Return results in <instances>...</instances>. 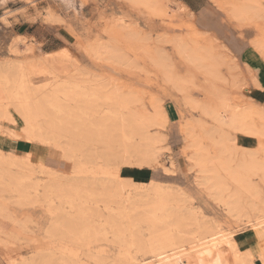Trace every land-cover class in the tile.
<instances>
[{
  "label": "rangeland",
  "instance_id": "obj_1",
  "mask_svg": "<svg viewBox=\"0 0 264 264\" xmlns=\"http://www.w3.org/2000/svg\"><path fill=\"white\" fill-rule=\"evenodd\" d=\"M162 1L159 3L155 0H0V8L5 9L8 7L15 8L23 4L31 6L40 4L41 9L50 6V9L46 11V21L52 24L56 23L61 27L62 34L69 39L73 57L80 64V72L76 77L77 80L74 81V87L78 95L81 94V96L72 97L71 101L67 98H61L60 101L66 105L64 109L67 110L78 104L80 107L79 101L86 102L87 108L91 102L88 108L90 114L87 109H84V102L81 108L76 106L77 109L74 107L76 110L70 109L75 113L77 112L76 116L79 115V112L80 115H83L82 118L86 113V120L84 118V121L79 117L80 115L77 119L73 112L60 115L62 117L68 115L67 118L70 119L73 114L74 118L72 115L71 119L75 121L70 119L75 124L73 130L80 123L79 133H83L82 136L85 133L84 130L87 133V129L92 125H94L92 128L95 129L97 135L90 137L91 139L87 137L85 145L84 138H82L81 143L83 142L84 146L77 142L78 140L73 135L71 136L74 132L68 131L63 132L61 136L54 134L51 137V142L44 144L36 140L20 139L9 134L0 135H7L33 146L30 151L39 155L38 160L40 161L37 165L29 166L27 169L31 171H29V175L33 174L30 180L36 181H33L31 185L32 181L28 180L27 183L30 184V187H28L24 198L11 193L12 190L10 189H4L8 174L15 171L19 172V169L7 164L5 166L6 172L0 174V264H7L9 260L19 261L22 264L21 259L24 256L23 261H26L24 264H40L41 261L38 263L37 258H41L44 263L45 260H50L48 262L50 264H132L145 259L153 260L150 253L140 251L137 245L139 241L144 239L148 241L151 237L146 222L142 223L138 220L142 215L141 212H143L141 210L145 209L147 202L144 200L139 201L138 204L133 202L140 198L138 195L140 190L146 191L150 188L152 192L154 189H161L163 191L171 190L170 192L179 190L183 193L179 197H177L178 195L174 196L175 198L167 197L165 213L163 210L155 212L158 219L167 216L169 220L162 223L163 226L161 227L163 228L161 229L175 234L173 236H179L181 227L177 225L178 219L176 218L196 213L194 214L196 217L192 216L191 220L189 219L188 223L182 227V229L192 232L191 235L196 236V240L199 237L197 234L199 231L196 230L197 226L194 222L202 219L201 216L203 215L209 224L212 223L223 231L236 232L237 249L242 253H250L253 256V262H256L255 264H264V227L253 229L248 226L250 220L256 221L255 218H258L256 215H260V211L264 208L260 207L261 209L255 210L258 208L257 204H264V169L258 165L259 162L264 166V0H206L204 9L193 13V15L181 13L178 3L174 0ZM0 22L9 25L6 17L1 18ZM181 47H184L187 52L184 48L182 51ZM197 47H201L200 50L198 48L199 51L196 54L200 58L198 60L201 64L196 60L197 65H201L202 68L207 67L206 65H210L211 62L217 65H214V70H212L213 67L211 68L212 65L210 68H206V72L209 74L204 72V68V71L200 70L196 63H193V59H190L191 53H193L192 56H195ZM193 48L196 50H192ZM202 49L207 55V58H202L203 61L200 57L204 54ZM208 54L214 55L215 58L219 55V58L225 62L210 61L212 57L209 59ZM0 55L3 56L0 58V65H18L17 74L13 71L4 72L9 74L7 76H11V80L12 77L14 79V76L15 78L18 77L19 80L21 76L19 64L23 59H20L19 47L16 50L13 45L0 47ZM205 58L209 61H205ZM25 60L29 61L30 59H23V62ZM228 64L232 65L229 66ZM229 67H232V71ZM216 69L217 71H215ZM25 76L27 83H31L32 87L35 88L39 86L41 88L48 87L53 80L51 76L44 74L38 76L27 74ZM94 87L96 88L94 89ZM90 89L92 91L97 89L96 94ZM79 90L80 92H78ZM105 93L107 96L113 94L112 104L105 102L107 97ZM88 97L95 102L89 101L90 99L87 101ZM222 97L223 103L226 100L240 113L238 115L240 118L237 116L240 121L238 122L237 119L231 125L233 127H221L213 117L215 111H218L216 110L218 106L221 109L224 105L221 104L223 99L220 98ZM74 98L78 101L75 102ZM114 98L116 99L114 100ZM102 101L104 102L102 103ZM127 104L130 106L128 107ZM208 104L212 108L211 111H209ZM213 106H217V108L214 107V110ZM132 112H136L139 120L142 121L137 122L138 125H133V129L129 125L130 122H127L131 120L128 113L132 116ZM124 114H127V118L126 116L121 117ZM51 115L58 118L56 110L52 111ZM241 116L245 117L244 122L241 121ZM91 117L95 120H91ZM121 118H123L124 123ZM97 119L102 121L99 124L100 128L99 125L95 126L99 122ZM117 119L119 125L116 124ZM85 121L88 122V128L84 127L87 126ZM90 121L93 123L89 124ZM0 123L7 132L9 128H12V125L7 121L1 120ZM120 123L124 126H120ZM140 123H143L142 127L139 125ZM117 126L120 129L116 128ZM139 126L144 132L147 128V134L155 140H153L154 143H151L154 144H152L155 148L152 147L154 151H158L160 154L158 162L147 156L145 151L147 146L144 144L145 142H141L140 136H137L139 129L136 128ZM97 128L101 132L100 134H98ZM104 130L107 132H104L105 134H109L111 139L115 138L116 140L105 143L103 140L105 138L103 137ZM124 133L127 134L129 141L123 145L119 140L123 138ZM112 135L117 138H113ZM93 138L95 141H92ZM89 141L91 142L89 143ZM71 143L76 146L74 148L72 146L75 151L70 153L69 157L64 158L61 147L69 145L71 148ZM76 143H80L79 147ZM198 143H202V145L198 146ZM57 144L61 146L56 148L54 145ZM207 150L209 151L206 152ZM136 151L138 152L136 153ZM141 151L146 156L142 155ZM221 151L223 152L220 154ZM25 152L24 148L22 152L14 153L22 156ZM196 152L202 153L204 157L209 154L204 159L206 161L205 167L203 165L202 167L201 163H196V155H194ZM138 153L142 154L139 156ZM208 156L212 158L213 163L218 164V169L222 167L220 171L217 169V172L225 178L223 179L227 181L228 186H225V189L222 188L221 191L219 188L208 186L209 182L206 183L208 179L213 177L212 175H215L214 170H211L213 168L212 162L207 160ZM243 160L245 165L247 162H249L248 165L252 162L256 171L250 165L248 169L249 171L251 169L250 173L246 169L244 172L239 166ZM207 162L210 163L211 168ZM199 167L203 168L201 176L200 172L198 173ZM236 167L241 169H238L240 176H237V180L234 179L233 175L237 173L234 171L237 170ZM210 171L213 174L211 173L209 176ZM24 172L28 174V171L25 170ZM23 173L22 177L25 175ZM27 174L25 178L28 177ZM49 175L52 180V175L54 178L66 176L69 179H78L80 187L77 186L80 189L61 193L58 188L50 185L51 178L48 181ZM35 177H39L38 180ZM203 177L204 179L201 181ZM230 177L233 179L231 180ZM122 182L126 187L125 193H130L128 194L129 198H126L127 195H125V203L123 204L126 206L122 208H126L125 211L131 218L128 214L124 218L120 214L114 216L117 214L116 211H118L120 203L117 202L118 199L110 198V193L107 194L103 187L105 184L115 186ZM33 186L36 188V193L33 191L35 190ZM48 186L49 189H52L49 190ZM29 190L31 191L28 193ZM51 190L52 192H50ZM217 192L218 194H216ZM234 198L239 201L242 200L239 202L245 210L244 213H241L242 215L235 214L229 207ZM177 202L179 204H176ZM229 209L231 212L228 211ZM78 210L83 211V216L77 213ZM112 210L115 211H113L114 215ZM86 212L92 214V216L89 214L91 218L89 215L85 217ZM52 214L55 216L53 217ZM133 215L135 217H132ZM173 215L177 216L175 220H173ZM68 216L70 219L67 223V229L63 226L61 230L54 231L53 226L56 222V227H58L59 224H62L64 217ZM80 216L81 219H79ZM126 217L131 220H127ZM54 218L55 221H53ZM170 218H173V221ZM107 219L109 221H106ZM110 219L115 220L116 222H114L118 223L120 228L115 224H108L107 226ZM128 222L132 224L129 225ZM168 222L169 224H167ZM75 225L80 230L78 232H81L85 225L82 234L77 233L76 228H74L76 232L73 231L74 229L72 230ZM80 226L82 227L80 228ZM50 228L53 231H50ZM99 228H102L103 233L107 230L104 234L105 237L100 236ZM64 230H66L65 234ZM94 231L97 232V240L94 238V234H96ZM193 231L195 232L193 233ZM87 234L92 238L90 241H88L89 239L84 240L88 236ZM79 236L84 241L79 239ZM192 236H189V240L183 244L193 242ZM94 239L98 243L93 242ZM86 243L89 245L87 246ZM252 245L256 248V256L250 251L249 247ZM41 253L40 257L39 254ZM48 255L50 256L49 260L47 259ZM255 257L257 259L254 261Z\"/></svg>",
  "mask_w": 264,
  "mask_h": 264
},
{
  "label": "bare ground",
  "instance_id": "obj_2",
  "mask_svg": "<svg viewBox=\"0 0 264 264\" xmlns=\"http://www.w3.org/2000/svg\"><path fill=\"white\" fill-rule=\"evenodd\" d=\"M155 1H159V3H161V2H163L162 0H155ZM168 1V0H167ZM174 1H176L177 3H178V6H179V9L181 10V13H183V12H185V13H187V14H189V15H193V11L192 10H190L189 8H187L180 0H174ZM169 2H170V0H169ZM168 2V3H169ZM155 8V7H154ZM161 8V7H160ZM239 8V7H238ZM153 9V8H152ZM154 10V9H153ZM152 11V10H151ZM240 12V11H239ZM233 13V12H232ZM257 13V12H256ZM238 14V13H237ZM237 16V15H236ZM133 25V24H132ZM123 26V25H122ZM134 32V31H133ZM132 34V33H131ZM124 35H125V33H124ZM137 35V34H136ZM19 37V36H18ZM16 39V38H15ZM20 40H22V38L20 37V38H18V41H20ZM17 41V40H16ZM16 42V44L14 45L15 46V50H16V48H18V46H19V42ZM22 42V41H21ZM24 42V41H23ZM178 42V41H177ZM211 42V41H210ZM179 46H180V44L179 43H177ZM185 44V43H184ZM199 46V45H198ZM177 47V46H176ZM185 47V46H184ZM184 47H181V50H182V48H184ZM14 48V47H13ZM198 48H199V50L201 49V47H197V50L195 49V48H193L192 50H196V53H195V56H192L193 55V53H191V52H193V51H191V52H189V53H191L190 54V56H191V60L193 61V63L196 61V60H200V58H198V55L196 56V54H197V52L199 51L198 50ZM203 48V47H202ZM180 49V48H179ZM185 49V48H184ZM204 49V48H203ZM203 49H202V51H203ZM229 49V48H228ZM24 50V49H23ZM27 50V49H26ZM180 50V51H181ZM189 50V49H188ZM208 50V49H207ZM20 51V50H19ZM183 51V50H182ZM185 51H186V49H185ZM211 51V50H210ZM187 52V51H186ZM206 52H208V51H206ZM230 52V51H229ZM200 53H202V52H200ZM203 53H204V51H203ZM199 54V53H198ZM209 54H211V53H209ZM208 54V55H209ZM202 55H203V57H202ZM202 55H200V57H201V61H203V59L202 58H204V57H206L207 55H205V53L204 54H202ZM218 57H214V55L212 56V55H209L208 56V58L209 59H211L210 57H212V59L210 60V61H212V60H214V61H216V62H218V60H220V62L222 63V62H225V61H223V59L221 60V58H219L220 56L219 55H217ZM77 57V56H76ZM193 57V58H192ZM78 58V57H77ZM189 58V57H188ZM207 58V57H206ZM205 58V61H209V59H206ZM217 58H219V59H217ZM222 58H224V57H222ZM39 60H38V62H37V60L36 61H34V60H29V61H26L25 60V62H23V60H22V62L19 64V67H20V69H21V76H20V79L18 80V77L17 78H15V76H14V79H13V77H12V80H11V76L9 77V76H7V75H9L7 72H3V71H1L0 70V121L1 120H4L5 122L7 121L10 125H12V128H9V131L7 132V130H6V128L5 127H3L2 125H1V123H0V135H5V134H9V135H12L13 137H17V138H20V139H25V140H36V141H38L39 143L41 142L42 144H44V143H48V142H51V140H52V136L54 135V134H56L55 136H61L62 135V133L64 132H66V131H68V132H70V133H72V132H74V134L72 133L71 134V136L73 135L74 137H75V139H77L76 141L77 142H80L81 143V140H82V138H84V140H83V142H84V145H85V140L87 139V137H92V136H94V135H96V133H95V129H93L92 127L94 126V125H92V127H90V128H88L89 127V125H88V120L87 121H85V123H87L86 125L87 126H84V127H87V128H85V129H87L88 131H87V133H86V130H84L85 131V133H84V135L82 136V134H80L79 132H80V130H79V126H80V123H79V125H77L78 127H75V129L73 130V128H74V126H75V124H73V121H71V120H74V119H71V116L75 113V111L73 112V110H70L71 108H73L74 110H76L77 109V107H79V104L78 105H74V107H76V109L74 108V107H71L70 109H64V106H66V105H64V104H62L61 103V101H60V99L61 98H67V100L68 99H70V101L73 99L72 97H75V96H78V97H80L81 96V94H80V96L78 95V93H77V90H75V87H74V81H76L77 79H76V77L78 76V74H79V72H80V64H79V62L77 61V59L75 58V57H73L72 56V54H70V52H69V50H67V49H62V50H60V51H57V52H54L53 54H45L43 57H40V58H38ZM225 59V58H224ZM188 60V59H187ZM199 60H198V63H200L199 62ZM236 60V59H235ZM197 62V61H196ZM195 62V63H196ZM192 63V62H191ZM207 63V62H206ZM220 63V64H221ZM228 63V62H227ZM227 63L225 64V66L227 65ZM233 63V62H232ZM201 64V63H200ZM207 64H209V63H207ZM230 64V63H229ZM228 64V65H229ZM192 65H194V64H192ZM196 65H197V63H196ZM212 65V66H211ZM214 65H216V64H214V62H211V64L210 65H206L207 67H209L210 68V66H211V68L213 67V69L212 70H214ZM232 65V64H231ZM231 65H229V66H231ZM235 65V64H234ZM198 66V68H200V70L202 69L203 70V68L205 69V71L204 72H206V68L207 67H203L202 68V66L201 65H197ZM199 66H201V67H199ZM203 66H204V64H203ZM217 66V65H216ZM236 66V65H235ZM208 68V69H209ZM218 68V67H217ZM207 69V70H208ZM229 69L232 71V67L230 68L229 67ZM210 70V69H209ZM202 71V72H203ZM215 71H217V69L215 70ZM213 72V71H212ZM207 73V72H206ZM205 73V75H207V74H209V73H207L206 74ZM29 75V74H32V75H36V76H38V75H40V74H44V75H48V76H51L52 78H53V80L51 81L52 83H50V85L48 86V87H44V88H41L40 86L37 88H35L34 86L32 87V85H31V83L30 84H28L27 83V81H26V79L24 78V77H26L25 75ZM81 74V73H80ZM189 74V73H188ZM214 75V74H213ZM191 77V76H190ZM214 77V76H213ZM78 79H79V77H78ZM190 80V79H189ZM84 81V80H83ZM179 81V80H178ZM177 81V82H178ZM185 81V80H184ZM187 81V80H186ZM257 81V80H256ZM182 82V81H181ZM207 83H209V82H207ZM212 83V82H211ZM210 84V83H209ZM98 87V86H97ZM210 87V86H209ZM96 87H94V89H95ZM212 88V87H211ZM215 88V87H214ZM93 89V90H94ZM99 89H100V87H99ZM89 90V89H88ZM91 90V89H90ZM97 90V89H96ZM96 90L95 91H92V92H95V94H96ZM207 90V89H206ZM215 90H216V88H215ZM222 90V89H221ZM101 92H103V90H100ZM78 92H80V90L78 91ZM114 92V91H113ZM210 92V91H209ZM211 92H212V90H211ZM218 92V91H217ZM87 93V92H86ZM109 93V92H108ZM103 94V93H102ZM106 94V93H105ZM117 94V93H116ZM83 95H84V93H83ZM104 95V94H103ZM112 93H111V95L109 94L108 96H107V94H106V99H105V102H108V103H113V99H112ZM213 95V94H212ZM88 96V95H87ZM98 97V96H97ZM115 97H117V96H115ZM84 98V97H83ZM91 98H92V96H91ZM91 98H89L88 97V99H87V101L89 100V101H92L91 100ZM94 98H95V96H94ZM75 99V98H74ZM116 98H114V100H115ZM220 99H223V97L222 98H220ZM117 100H118V98H117ZM75 102L76 101H78L77 99H75L74 100ZM83 101V100H82ZM94 102H95V100H93ZM92 101V102H93ZM223 101H224V99L222 100V103L221 104H224L222 107H221V109H219V106H218V109H216L217 108V106L215 107V106H213V109H214V107H215V109L216 110H218V111H215L216 113H214V115H213V117H215V122H218L220 125H221V127L223 126H231V125H233L236 121H237V119H238V115H240V113H238L239 111L237 110H235L234 109V107L233 106H231V105H229L227 102H226V100H225V102L223 103ZM84 102V101H83ZM83 102H78V103H80V105L82 106V104H83ZM98 102V101H97ZM104 101H102V103H103ZM86 102H84V104H85ZM225 103H227V104H225ZM77 104V103H76ZM87 104V103H86ZM85 104V107H84V109H87L88 111H89V106L91 105V102H89V104H88V108H87V105ZM100 104V103H99ZM130 104V103H129ZM129 104H127L128 105V107L130 106ZM216 104V103H215ZM96 105H98V104H96ZM114 105V104H113ZM117 105V104H116ZM127 105H125L126 107H127ZM209 105V108H210V104H208ZM220 105V104H219ZM81 106L79 107V108H81ZM92 106H95V105H92ZM119 106V105H118ZM231 106V107H230ZM83 108V107H82ZM91 108H93V107H91ZM131 108V107H130ZM117 109V108H116ZM128 109V108H127ZM214 109V110H215ZM57 111V113H58V118H55L53 115H51V112L52 111ZM79 110H81V109H79ZM93 110V109H92ZM117 110H119V109H117ZM116 110V111H117ZM130 110V109H129ZM128 110V111H129ZM212 110V108H210V110L209 111H211ZM87 111V112H88ZM95 111V110H94ZM133 111H135V110H133ZM73 112V114L70 116V114H69V116H70V119L69 118H67V116L68 115H65V119L61 116V115H64L65 113H72ZM113 112V111H112ZM115 112V111H114ZM124 112V111H123ZM130 112V111H129ZM207 112H208V109H207ZM77 113V112H76ZM76 113H75V116H76ZM82 113V112H81ZM61 114V115H60ZM78 114L80 115V113L78 112ZM89 114H90V111H89ZM94 114H95V112H94ZM132 114V116H130V114L128 113V115H129V118L131 119L130 121L128 120L127 122L129 123L130 122V126H132V128L131 129H133V125L135 126V125H138L137 124V122H139L140 120H139V117H138V114L136 113V112H132L131 113ZM209 114H211L210 112H209ZM79 115H77L76 117H77V119H79L78 118V116ZM85 115H86V113H85ZM85 115H84V118H85V120H86V117H85ZM93 115V114H92ZM121 115V114H120ZM127 115V114H126ZM125 114L124 115H122L121 117H123V116H126ZM242 115V114H241ZM83 117V115H80L79 117ZM88 116V115H87ZM238 116V117H237ZM81 117V118H82ZM108 117H109V114H108ZM117 117V116H116ZM120 117V116H119ZM212 117V116H211ZM72 118H74V115L72 116ZM84 118H82L83 119V121H84ZM89 118V117H88ZM92 119L91 120H95L93 117H91ZM114 118V117H113ZM125 118V117H124ZM126 118H127V116H126ZM125 118V119H126ZM240 118V117H239ZM241 118H242V120L241 121H243V119L245 118V117H243V116H241ZM69 119V120H68ZM104 119V118H103ZM109 119V118H108ZM114 119H116V118H114ZM119 120H120V118H118ZM118 119L116 120V124L119 122L118 121ZM122 119V122H123V118H121ZM65 120H67V121H65ZM90 120V119H89ZM98 120V119H97ZM105 120V119H104ZM104 120H103V122H104ZM107 120V119H106ZM110 120V119H109ZM112 120V119H111ZM142 120V119H141ZM75 121V120H74ZM99 122L97 123V125H95V126H98L100 123H102V121L100 122V119L98 120ZM240 120L238 119V122H239ZM69 122H70V125H69ZM72 122V123H71ZM81 122V121H80ZM110 124H111V122L110 121H108ZM121 122V121H120ZM121 122V123H122ZM140 122H142V121H140ZM148 122V121H147ZM244 122V121H243ZM74 123H76V122H74ZM78 123V122H77ZM76 123V124H77ZM91 123H93L92 121H90L89 122V124H91ZM120 123V126H124V125H122ZM144 123H146V122H144ZM149 123V122H148ZM72 124H73V126H72ZM95 124V123H94ZM115 124V125H116ZM19 125V128H17V126ZM103 125H104V123H103ZM102 125V126H103ZM117 125H119V123L117 124ZM141 127L143 126V123L141 124H139ZM146 125H147V123H146ZM145 125V126H146ZM101 126V127H102ZM105 126V129H107L106 128V125H104ZM111 126V125H110ZM137 127L136 129H139V132H137L138 134H137V136H140V139H142V143L143 142H145L144 144H146V146H147V149L145 150L146 151V154H147V156H150V157H152L151 159H153V160H155L156 162H158V159L160 158V154L158 153V151L156 152V151H154V139L153 138H150V136L147 134L148 133V131L145 129V132H146V134H145V132H144V130L143 131H141L142 129H140L141 127ZM115 126L113 125V128H114ZM218 127V126H217ZM231 127H233V126H231ZM235 127V126H234ZM83 128V127H82ZM99 128H100V125H99ZM108 128H109V126H108ZM111 128V127H110ZM112 128V129H113ZM116 128H118V126L116 127ZM130 128V127H129ZM135 128V127H134ZM98 129V128H97ZM118 129H120V128H118ZM218 129V128H217ZM219 129H220V127H219ZM222 129V128H221ZM117 130V129H116ZM214 130H216V128H214ZM222 131V130H221ZM98 134H100L101 132H99V129H98ZM104 132H106V130H104L103 131V134H104V136H103V134H101L103 137H105L103 140L105 141V143H109V142H111V141H114V140H116L114 137H116V136H114L113 137V135H112V137L114 138V139H111L110 138V136H109V134H105ZM107 133V132H106ZM110 133V132H109ZM214 133V132H213ZM125 134V133H124ZM135 134V133H134ZM127 134H125V135H122L123 136V138L121 139V140H119L120 142H122V144L124 145V143H126L127 141H129V140H127L128 138H127V136H126ZM136 135V134H135ZM150 135H152V134H150ZM155 135V134H154ZM159 135V134H158ZM81 136V137H80ZM97 136V135H96ZM132 136V135H131ZM156 136V135H155ZM154 136V137H155ZM224 136V135H223ZM129 137V136H128ZM157 137V136H156ZM162 137V136H161ZM81 138V139H80ZM117 138V137H116ZM159 138V137H158ZM163 138V137H162ZM79 139H80V141H79ZM91 139V138H90ZM102 139V138H101ZM131 139V138H130ZM156 139V138H155ZM98 140V139H97ZM154 140V141H153ZM158 140H160V139H158ZM75 141V140H74ZM75 141V142H76ZM92 141H95L94 140V138L92 139ZM225 141V140H224ZM75 142H74V144H75ZM83 142L81 143V145H83ZM87 142V141H86ZM91 141H89V143H90ZM151 142H153V143H151ZM157 142H159V141H157ZM199 142H201V140H199ZM80 143H76V145H78V147H79V144ZM89 143H87L88 144V146H89ZM215 143H218V142H215ZM68 144V143H67ZM72 145V143H71V148H72V146H73V148H74V146L75 145ZM130 144H131V142H130ZM153 144V145H152ZM199 145L198 146H200V145H202V143L200 144V143H198ZM80 145V146H81ZM83 145V146H84ZM56 148H59V146H61L60 144H57V145H54ZM127 146V145H126ZM133 146V145H132ZM207 146V145H206ZM76 147V146H75ZM82 147V146H81ZM154 149H153V148ZM69 148V145L68 146H62L61 147V149H62V153H63V157L65 158V157H69V154L70 153H73L75 150L72 148ZM137 148H138V146H137ZM124 150L126 149V148H123ZM145 149V148H144ZM158 150H159V148H158ZM234 150V149H233ZM144 151V150H143ZM209 150H207L206 152H208ZM138 151H136V153H137ZM139 152H140V149H139ZM142 152V151H141ZM203 153H204V151H202ZM223 151H221L220 152V154L222 153ZM143 153V152H142ZM141 153V154H142ZM135 154V153H134ZM139 154V153H138ZM141 154H139V156L141 155ZM146 154H142V155H145L146 156ZM211 154V153H210ZM113 155V154H112ZM136 155V154H135ZM134 155V156H135ZM194 155H196L195 157H196V159L195 160H197V164L198 163H201V166L203 165H205V163H206V161L204 160L205 159V157L207 156V155H209V154H205L206 156L204 157V155H202V153H200V152H196V154H194ZM38 156L39 155H37L36 153H34V152H32V151H28L27 153H25V154H23L22 156H19V155H16L15 153H13V152H11V151H6V152H4L3 150H2V148L0 147V174H4L5 172H6V170H5V166L7 165V164H11V165H13V166H15V167H17L18 169H19V172H17V171H15V172H12V174H8V177L5 179V181H6V186L4 187V189H10V190H12V192L11 193H15V194H17L18 196L20 195V198H24V196H26V192H27V190H28V187H30V184H28L27 182H28V180H30V178L33 176V174H31V175H29L30 173H29V171L30 170H27L28 168H29V166H35V165H37L38 163H40V161L38 160ZM212 156V155H211ZM107 157H109V155H107ZM144 157V156H143ZM210 156H208L207 157V160L208 161H210V163L212 162V166H213V168H211L212 166H210L209 164L210 163H208L207 162V164L210 166V168H211V170L213 169L214 170V172L213 173H215V175H212L213 177L212 178H210V179H208L207 180V182L206 183H208L209 182V184H207L208 186H212L211 188H213V187H215V188H219V190L221 191V189L222 188H224L225 186H228V184H227V181H225L224 179V177H221V173L220 174H218L219 172H217V167H218V164L216 165L215 163H213V161H212V158H209ZM213 157H215V156H213ZM114 160L116 159V158H113ZM146 159H147V157H146ZM244 159V158H243ZM218 160V159H217ZM227 160V159H226ZM247 161V160H246ZM248 161H249V159H248ZM253 161V160H252ZM214 162H215V160H214ZM224 162V161H223ZM222 162V163H223ZM255 162V161H254ZM221 163V162H220ZM225 163V162H224ZM229 163H230V161H229ZM232 163V162H231ZM241 163V162H240ZM247 163H249V162H247ZM246 163V165H245V162H244V160L242 161V163L239 165V166H241V169H246V171H249L248 169L250 168V165H252V162H251V164L250 165H248ZM256 163V162H255ZM40 165H42V164H40ZM39 165V166H40ZM200 165V164H199ZM225 165H227L226 163H225ZM248 165V166H247ZM255 165V164H254ZM257 165V164H256ZM258 165L259 166H261V167H263V169H264V166L262 165V164H260L259 162H258ZM202 166V167H203ZM207 166V165H206ZM228 166H229V164H228ZM246 166V167H245ZM253 166V165H252ZM251 166V168L252 169H254V167L255 166H253L252 167ZM197 167H198V165H197ZM205 167V166H204ZM230 167V166H229ZM243 167V168H242ZM248 167V168H247ZM200 168V167H199ZM207 168V167H206ZM220 169L222 168V167H219ZM256 168V167H255ZM203 169V168H202ZM201 168L199 169L200 171H198V173L200 172V176L202 175V173H201V170H202ZM220 169H218V171H220ZM231 169V168H230ZM236 169L237 170H234L235 171V173H236V171H237V173L236 174H233L234 175V179H236L237 180V176H240L239 175V173H238V169H240V167L239 168H237L236 167ZM240 169V170H241ZM260 169V168H259ZM258 169V170H259ZM28 171V174L26 173V172H24L23 173V171ZM206 170V169H205ZM212 170V171H213ZM255 170V169H254ZM204 171V170H203ZM250 171H251V169H250ZM250 171H249V173H250ZM256 171V170H255ZM262 171V170H261ZM31 172V171H30ZM244 172H245V170H244ZM263 172V171H262ZM22 173L23 174H27L28 175V177L27 178H25L26 176L24 175V177H22ZM212 172L210 171V173H208L209 174V176H210V174H211ZM212 173V174H213ZM231 173H232V171H231ZM256 173V172H255ZM204 174H205V177H206V173L204 172ZM251 174H252V172H251ZM242 175V174H241ZM249 175V174H248ZM256 175V174H255ZM263 175H264V173H263ZM50 176V175H49ZM53 176V180H52V178H51V176L48 178V181H50V178H51V181H50V185H53V186H55V188H58L60 191H61V193H65V192H73V191H76V190H78V188L80 187V181L78 180V179H73V178H66V176L65 177H63V176H56L55 178H54V175H52ZM208 176V175H207ZM244 176H246V175H244ZM243 176V177H244ZM251 176V175H250ZM254 176V175H253ZM262 176V175H261ZM37 180H38V178L37 177H35ZM224 178V179H223ZM231 178V180L233 179L232 177H230ZM244 178H246V177H244ZM32 179V178H31ZM202 179H204V177L203 178H201V181H203ZM239 179V178H238ZM43 180V179H42ZM41 180V181H42ZM45 180V179H44ZM65 180V181H64ZM209 180H211L212 182H210ZM249 180V179H248ZM30 181H32V180H30ZM34 181V180H33ZM33 181H32V183H31V185L33 184ZM36 181V180H35ZM34 181V182H35ZM119 181V180H118ZM244 181V180H243ZM246 181V180H245ZM45 182V181H44ZM46 182H47V180H46ZM226 182V183H225ZM249 182V181H248ZM110 183V182H109ZM113 183V182H112ZM204 183V182H203ZM211 183V184H210ZM117 184V183H116ZM238 184V183H237ZM248 184V183H247ZM246 184V185H247ZM77 185H79V187L77 186ZM202 185V184H201ZM206 185V184H205ZM256 185V184H255ZM40 186V185H39ZM42 186V185H41ZM240 186V185H239ZM243 186V185H242ZM34 187V186H33ZM104 190L107 192V194H109L110 195V198H113V199H118L117 200V202H119L120 203V206L118 205V211H116V209H115V211H116V215H114V210H112V214L114 215V216H119V214H120V216L122 215V218H124V216H126V214H128V213H126V211H125V209H123L124 208V206H126V205H124L123 203H125V195H127V197L126 198H129V196H128V194H130L129 192L126 194L125 193V184L122 182V183H120L119 185H110V184H105L104 186ZM230 187V186H229ZM256 187V186H255ZM254 187V188H255ZM35 188V187H34ZM39 188V187H38ZM37 188V189H38ZM41 188V187H40ZM47 188V187H46ZM209 188V187H208ZM211 188H209V189H211ZM226 188V187H225ZM224 188V189H225ZM237 188V187H236ZM244 188V187H243ZM31 189V188H30ZM42 189V188H41ZM48 189H49V186H48ZM47 189V190H48ZM50 189H52V188H50ZM49 189V190H50ZM75 189V190H74ZM80 189V188H79ZM224 189H223V191H224ZM235 189V188H234ZM39 190V189H38ZM53 190H54V188H53ZM31 190H29L28 191V193L30 192ZM35 193H36V188H35V190H33ZM141 191V192H140ZM139 191V193H138V195L140 196V198H138V199H136L135 201H133V202H137V204H138V202L139 201H142V200H144V201H146L147 202V204H146V207H145V209L144 210H141V211H143V212H141L142 213V215H141V217L138 219V220H140L142 223L144 222H146V224H147V226H148V229H149V232H150V238L148 239V241L147 240H141V239H143V238H141L140 240L141 241H139L138 242V249L140 250V251H142V252H146V253H150L151 255H152V259L153 260H144V261H141V262H137V263H132V264H255L254 262H253V256L250 254V253H248V252H244V253H242V252H240L238 249H237V242H236V237H237V234H236V232H234V231H223L222 229H220V228H218V226H215V225H213L212 223L211 224H209L208 223V221H206V219H205V217H203V215L201 216V218L202 219H199L197 222H194V224H196V226H197V231H199V232H197V234H198V238L195 240V237L196 236H192L191 234H192V232H190V231H188V230H184V229H182V227L183 226H185L186 225V223H188V220L190 219L191 220V217L192 216H194V214H196V213H191V214H188V215H185V216H183V217H175L174 215V219L173 220H175V218L176 219H178L177 220V225L179 226V227H181V230H179V236H173V235H175V234H172V233H170V231L169 232H167V231H164L163 229H161V228H163V227H161V226H163V224L162 223H164V222H167V221H169L168 220V218H167V216H164V218L163 219H158L156 216H155V212L156 211H159V210H163V212L165 213V209H166V204H167V197H176V195H178L177 197H179V196H181V195H183V193L181 192V191H179V190H176V191H174V192H170V191H163V190H161V189H154V192H152L151 191V188L148 190H146V191H142V190H140ZM149 191V192H148ZM216 191V190H215ZM220 191H218L219 192V194H220ZM228 191V190H227ZM226 191V192H227ZM238 191V190H237ZM237 191H236V194H238L237 193ZM50 192H52V190L50 191ZM131 192V191H130ZM133 192V191H132ZM218 192L216 193V194H218ZM239 192V191H238ZM26 193V194H25ZM55 194H56V192H54ZM53 193V194H54ZM49 194V193H48ZM76 194V193H75ZM213 194V193H212ZM22 195V196H21ZM60 195V194H59ZM28 196V195H27ZM62 196V195H61ZM104 196V195H103ZM131 196V195H130ZM185 196H187V195H185ZM233 196V195H232ZM238 196V195H237ZM79 197V196H78ZM108 199H110L108 196H106ZM105 197V198H106ZM174 197V198H175ZM228 197H229V195H228ZM239 197V196H238ZM67 198V197H66ZM73 198V197H72ZM76 198V197H75ZM235 198H236V195H235ZM233 199V202H232V205H230L229 207H230V209H232V211L235 213V214H241L242 212L244 213L245 212V210L242 208V206H240V203L239 202H241V201H239L238 199ZM252 198V197H251ZM68 199V198H67ZM230 199V198H229ZM70 200H72V199H70ZM174 200H176V199H174ZM187 200V199H186ZM69 201V200H68ZM73 201V200H72ZM116 202V203H117ZM185 202V201H184ZM187 202V201H186ZM2 203V202H1ZM63 203V202H62ZM141 203V202H140ZM140 203H139V205H140ZM225 203V202H224ZM227 203V202H226ZM176 204H179L178 202L176 203ZM5 205V204H4ZM123 205V206H122ZM171 205V204H170ZM258 206V208L257 209H255L256 211L257 210H259V209H261L260 207H264V204H257ZM259 205H261V206H259ZM176 206V205H175ZM179 206V205H178ZM71 207V206H70ZM81 207V206H80ZM123 207V208H122ZM171 207V206H170ZM245 207V206H244ZM82 208V207H81ZM171 208H173V207H171ZM177 208V207H176ZM228 208V207H227ZM1 209V208H0ZM230 209L228 210L229 212H231L230 211ZM242 209H243V211H242ZM5 210V209H4ZM62 210V209H61ZM79 210H81V209H79ZM78 210V212L77 213H80V215H82L83 216V211H79ZM134 210V209H133ZM132 210V211H133ZM255 210H254V212H255ZM109 211V210H108ZM114 211V212H113ZM173 211V210H172ZM183 212H184V210H182ZM50 212V211H49ZM127 212H129V211H127ZM176 212V211H175ZM261 213H260V215L259 214H257L256 215V217H258V218H255L256 219V221H249V225L248 226H251L253 229H258V228H261V227H264V208L260 211ZM1 213V212H0ZM14 213V212H13ZM85 213V212H84ZM50 214V213H49ZM90 213H87L86 212V214H85V217L87 216V215H89ZM187 214V213H186ZM22 215V214H21ZM91 216H92V214H90ZM89 215V217L91 218V216ZM135 215V214H134ZM132 216V217H135V216ZM165 215V214H164ZM242 215V214H241ZM2 216V215H1ZM52 216H53V214H52ZM55 216V215H54ZM53 216V217H54ZM72 216V215H71ZM76 216V215H75ZM128 216L130 217V215L128 214ZM255 216V215H254ZM9 217V216H8ZM73 217V216H72ZM170 217V216H169ZM196 216H194V218H195ZM56 218V217H55ZM55 218L53 219V221H55ZM79 218V217H78ZM109 218V217H108ZM122 218L120 219L121 221H122ZM127 218V217H126ZM131 218V217H130ZM51 219H52V217H51ZM59 219H61L60 217H59ZM69 219H70V217L68 216V217H64V220L62 221V224H59V226L58 227H56V225H57V222H56V224L54 225L53 223V230L55 231H59V229L61 230V228L64 226V227H66V229H67V226H68V222H69ZM72 219V218H71ZM75 219V218H74ZM79 219H81V216H80V218ZM84 219V218H83ZM134 219V218H133ZM171 219V218H170ZM171 219V220H172ZM19 220V219H18ZM56 220H57V218H56ZM85 220V219H84ZM125 220V219H124ZM127 220H129V218H127ZM131 220V219H130ZM129 220V221H130ZM170 220V221H171ZM172 220V221H173ZM197 220V219H196ZM76 221H77V218H76ZM86 221V220H85ZM106 221H109L108 219L106 220ZM112 221H113V223H112ZM115 220H111L110 219V223H107V226H108V224L110 225V224H115V226L117 225V226H119V224L118 223H115L114 222ZM88 222V221H87ZM118 222V221H117ZM132 222V221H131ZM130 222V223H131ZM81 223V222H80ZM129 223V222H128ZM130 223H129V225H130ZM172 224H174L173 222H171ZM170 223V224H171ZM82 224H83V222H82ZM106 224V223H105ZM132 224V223H131ZM139 224V223H138ZM167 224H169V222L167 223ZM120 225H121V223H120ZM124 225V224H123ZM89 226V225H88ZM99 226H101V225H99ZM98 226V227H99ZM114 226V227H115ZM128 226V225H127ZM49 227H51V226H49ZM54 227H55V229H54ZM82 226H80V228H81ZM84 227H85V225H84ZM84 227L82 228V229H84ZM102 227H104V226H102ZM112 227V226H111ZM70 229H71V227H69ZM74 228H76V231H77V233H81L82 232V229H81V232H78V231H80V230H78L77 229V227H76V225H75V227H73L72 228V230L74 229ZM79 228V229H80ZM105 228V227H104ZM119 228H120V226H119ZM51 230L50 231H53L52 230V228H50ZM102 229V228H101ZM101 229L99 228V234H100V232H101V234H100V236H104V234H106V232H107V230H106V232L105 233H103V231H101ZM108 229V228H107ZM111 229V228H110ZM112 229H113V227H112ZM48 230V229H47ZM46 230V231H47ZM86 230V229H85ZM84 230V231H85ZM88 230V229H87ZM95 230H97V229H95ZM116 230V229H115ZM73 231H75V229L73 230ZM75 231V232H76ZM92 231V230H91ZM98 231V230H97ZM61 232V231H60ZM65 232H66V230H64V234H65ZM68 232H69V230H68ZM70 232H72V231H70ZM93 232V231H92ZM95 232V231H94ZM178 232V231H177ZM183 233V234H180V233ZM195 231H193V233H194ZM62 233V232H61ZM84 233V232H83ZM87 233V232H86ZM96 234H94V238L96 239V237H97V232H95ZM117 233V232H116ZM14 234H17V233H14ZM82 234V233H81ZM177 234V233H176ZM88 235V234H87ZM124 235V234H123ZM56 236V235H55ZM189 236H192L191 238L192 239H194V241L192 242H188V244H183V243H185L186 242V240H189ZM84 237V236H83ZM99 237V236H98ZM105 237V236H104ZM103 237V238H104ZM68 238V237H67ZM82 239L83 240V238L82 237H80L79 236V239ZM87 238V239H86ZM101 238V237H100ZM180 238V239H179ZM89 239V240H88ZM92 238H91V236L90 235H88L87 237H85V239L84 240H88V241H90ZM93 240V242H96V240ZM105 239V238H104ZM81 240V241H82ZM83 240V241H84ZM99 240V239H98ZM108 240V239H107ZM111 240H113V239H111ZM121 240V239H120ZM179 240V241H178ZM7 241V240H6ZM87 241V242H88ZM122 241V240H121ZM1 242V241H0ZM129 242V241H128ZM51 243V242H50ZM83 243V242H82ZM88 243H90V242H88ZM96 243H98V241L96 242ZM122 243V242H121ZM85 245V244H84ZM86 245H87V243H86ZM89 245V244H88ZM87 245V246H88ZM53 247V246H52ZM51 248V247H50ZM40 249V248H39ZM65 251H67V250H65ZM36 255H37V253H36ZM40 255H42V253L41 254H39V256ZM46 254H44V256H45ZM125 255V254H124ZM126 256V255H125ZM25 257V256H24ZM24 257L21 259V261L23 262L22 264H24L25 262L23 261V259H24ZM41 257V256H40ZM46 257V256H45ZM49 255H48V260H49ZM119 258V257H118ZM26 259V258H25ZM42 259L44 260V258H43V256H42ZM128 259V258H127ZM20 261V262H21ZM40 262L41 261V263L43 264L44 263V261H42L41 260V258L40 259H38L37 258V262ZM126 261V260H125ZM38 262V263H39ZM47 262V263H46ZM48 262H50V260L49 261H46L45 260V263L44 264H50V263H48ZM51 262H52V259H51ZM27 263H28V261H27ZM40 263V264H41ZM53 263H54V261H53ZM121 263V262H120ZM7 264H20L19 263V261H17V262H15L14 260H9V262L7 263Z\"/></svg>",
  "mask_w": 264,
  "mask_h": 264
},
{
  "label": "crops",
  "instance_id": "obj_3",
  "mask_svg": "<svg viewBox=\"0 0 264 264\" xmlns=\"http://www.w3.org/2000/svg\"><path fill=\"white\" fill-rule=\"evenodd\" d=\"M180 1L194 13L204 9L207 3L206 0ZM40 6V4H36V6L23 4L15 8H0V19L6 17L7 22H9V25L0 22V47L14 46L18 38L21 37L22 40L18 41L21 55L20 59L37 60L38 62V58L43 57L45 54H53L62 49L69 50L70 54L74 56L69 44V39L62 34L61 27L56 23L52 24L46 21V11L50 9V6L44 7V9H41ZM2 57L3 56L0 55V58ZM17 66V64L0 65V70L2 69L1 71L3 72L13 71L17 74ZM0 147L4 151H11L14 153L22 152L24 148L26 152H28L33 146H30L28 143H22L6 135L0 136ZM249 248L256 256L257 251L255 246L252 245V247L250 246ZM255 259L257 258L255 257L254 261Z\"/></svg>",
  "mask_w": 264,
  "mask_h": 264
}]
</instances>
